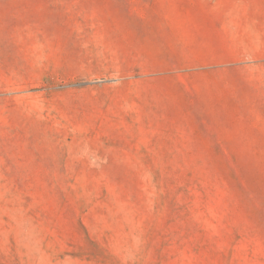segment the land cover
Listing matches in <instances>:
<instances>
[{
  "label": "rangeland",
  "instance_id": "1",
  "mask_svg": "<svg viewBox=\"0 0 264 264\" xmlns=\"http://www.w3.org/2000/svg\"><path fill=\"white\" fill-rule=\"evenodd\" d=\"M0 264H264V0H0Z\"/></svg>",
  "mask_w": 264,
  "mask_h": 264
}]
</instances>
